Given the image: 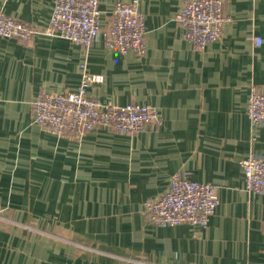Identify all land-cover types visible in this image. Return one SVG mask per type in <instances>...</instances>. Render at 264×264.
<instances>
[{
  "label": "crops",
  "instance_id": "obj_1",
  "mask_svg": "<svg viewBox=\"0 0 264 264\" xmlns=\"http://www.w3.org/2000/svg\"><path fill=\"white\" fill-rule=\"evenodd\" d=\"M130 1H100L103 31L90 49L0 36V264H264V196L245 189L241 166L264 154V127L247 115L252 89L264 92V0H223L229 22L203 50L176 23L189 0H141L142 56L107 45L114 6ZM53 6L0 0V13L44 32ZM84 63L104 77L88 96L150 105L161 123L135 136L62 137L35 124L38 94L76 91ZM175 175L217 187L207 228L147 222L145 203Z\"/></svg>",
  "mask_w": 264,
  "mask_h": 264
},
{
  "label": "built area",
  "instance_id": "obj_2",
  "mask_svg": "<svg viewBox=\"0 0 264 264\" xmlns=\"http://www.w3.org/2000/svg\"><path fill=\"white\" fill-rule=\"evenodd\" d=\"M53 12L44 32L13 16L0 13V36L31 44L38 34L59 37L90 49L102 31L101 0H53ZM141 0L119 2L114 6L113 22L107 45L123 54L144 55L147 52L146 23L139 6ZM229 18L223 0H189L176 16L183 37L197 50L219 40ZM257 46L262 44L256 38ZM78 89L69 93L41 92L33 102V121L51 134L62 137L99 128L115 129L128 136L146 132L161 123L157 108L129 103L125 106L105 104L90 97V86L103 82L104 77L88 72ZM247 115L253 127H264V92L253 88L247 103ZM245 189L264 196V154L250 153L241 161ZM219 206L217 187L212 183L194 181L186 175H175L167 190L144 206L147 222L159 227L191 224L207 228Z\"/></svg>",
  "mask_w": 264,
  "mask_h": 264
}]
</instances>
